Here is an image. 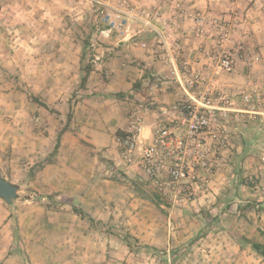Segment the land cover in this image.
<instances>
[{
  "label": "rangeland",
  "instance_id": "374dc122",
  "mask_svg": "<svg viewBox=\"0 0 264 264\" xmlns=\"http://www.w3.org/2000/svg\"><path fill=\"white\" fill-rule=\"evenodd\" d=\"M49 2L52 0H45L44 3L52 7L53 4ZM59 2L66 12L63 18L65 28L72 35L74 49L79 50L80 72L74 69L59 73L52 69V66L48 70L43 68L46 61L52 62L56 58L44 54V50L54 49L56 40H48L46 43L45 38L36 36L45 26L47 29L51 27L50 22L36 25L32 15L28 14L24 18L22 37L20 34L9 33L5 26H0V170L2 176L18 188L17 196L11 203H6L0 198V209L10 213L7 219L11 220V243L7 254L14 257L13 264H32L26 252V239L31 235L30 227L44 223V228H47L52 220L58 219L57 217H61L59 219L65 223L76 224L81 229L88 226L90 230H98L104 234L103 239L111 241L112 244H108V247L103 244L101 248L92 249L97 255L102 256L101 262L95 263L92 260L94 256H90L92 259L85 262L87 264H264L262 257L251 249L247 242L264 243V222L258 220V215L264 213V207L258 206L264 201V162L260 159L261 155H264V114L240 111L231 114L234 117L230 119L228 126L233 137L234 150L229 152L228 158L238 167L237 178L225 183L217 198L203 207L181 209L172 207L157 196L139 169L120 161V156L118 164H115L121 165L124 170L117 169L115 165L106 171L104 169L106 164L99 162L101 151H97L94 145L79 135H74L78 143L75 158L81 159L82 166L77 162V167L72 169L76 168L78 174L84 170L82 173L84 175L86 171L83 169L86 161L84 156L91 153L89 160H97L98 166L93 175L100 181L99 185L104 184L103 187L107 188L105 192L108 193H115L117 186H123L124 195L129 197V200L125 198L122 202L116 198L113 201L107 198L101 202L94 200V204L89 201L90 206L98 209L117 208L116 214L107 213L98 218L86 210L90 206H87L85 201L66 198L74 191L72 186L63 184L60 180L63 175L68 176L67 168L66 170L62 168L64 164L68 166V161L62 149L61 151L58 149L55 154L58 157L50 156L56 147L53 146L52 137L59 139L61 133L74 124L75 118L81 117L80 111L81 113L84 111V108H81L82 100L85 103L86 95H89L88 89L93 90L92 87H97L93 84L99 85L109 81L106 72L100 68L96 79L92 78L89 81L90 73L86 82L82 84L80 57L83 40L88 39L84 63L94 67L103 58L99 51L108 44L107 39L110 36L121 33V30L133 21L140 23L137 20H130L120 29L110 30L103 21L104 15L109 12L112 19H117L118 7H106L101 0H59L55 4ZM127 8L131 7L126 5V10ZM135 10L139 16L146 12L144 9ZM236 39L237 42L241 41L244 44L249 54L245 59L240 57L236 47V57L250 65L249 67L257 69L251 73L253 78L246 89L263 90L264 72L261 74L257 71L264 69V62L255 52L259 58L258 60L253 58V51H249L246 45L247 37L237 36ZM95 56L99 57L96 62L93 61ZM40 102L45 106L39 104ZM88 107L92 108L90 105ZM249 108L251 109L250 106ZM253 109L259 111L256 106ZM245 123L250 124L249 127L246 128ZM121 133L114 132L116 139ZM42 138L49 140L43 143ZM243 139L249 143V148L242 159L239 154L243 147ZM51 158L62 162L58 172L43 168ZM231 172L232 170L227 174L228 181L232 177ZM88 174H91V171ZM106 180L109 181L108 185ZM87 190L92 196L97 193L94 190ZM132 207L144 210L142 218L135 216L137 220L146 224L153 223L159 228L158 247H152L151 244L144 242L147 238L141 239L133 234V225L136 222H133L131 215L125 214V211L130 212ZM74 208L83 211L86 216L82 218L75 214ZM171 211L185 213L174 216ZM72 214L79 220H75ZM168 218L176 225L174 233L170 234L173 244L182 245L174 254L167 251L171 247L165 242L168 239V233L165 232ZM150 236L152 237V234ZM49 237V235L39 237L41 241L37 244L44 248V251L39 249L41 252L39 257H47L42 259V264H57L54 262V256H49L53 253L52 248L44 245L48 243ZM117 240L124 245L118 252L119 258L113 253L110 256L107 254L113 249L111 245H120ZM35 249L29 245V252ZM109 257H113V260H109Z\"/></svg>",
  "mask_w": 264,
  "mask_h": 264
},
{
  "label": "crops",
  "instance_id": "0c3cea01",
  "mask_svg": "<svg viewBox=\"0 0 264 264\" xmlns=\"http://www.w3.org/2000/svg\"><path fill=\"white\" fill-rule=\"evenodd\" d=\"M58 1L52 0V2H49L53 4L50 7L45 5V0H38V2L33 0H2L0 26H5L4 28L9 33L20 34L22 37L23 33L21 31L25 22L24 18L28 14L32 15L36 25L41 23L45 25L46 22H50L51 27L49 26L47 29L45 26L36 36L45 38L46 43L49 42L48 40H56L54 49L44 50L46 56L56 58L52 62L46 61L43 68L48 70L52 66V69L57 70L59 73L73 71L74 69H78L80 72L78 65L79 50L73 47L72 35L68 33L69 30L65 28L63 23L66 12L60 2L55 4ZM101 2L106 7H118L124 10L127 5L138 8V10L148 11L151 24L159 30L166 44L164 45L161 42L157 33L135 21L122 29L121 33L110 36L107 39L108 44L100 48L99 51L103 58L96 66L94 65L89 76V81L92 78L96 79L97 71L102 69L109 77V81L99 85L98 83L93 84L97 87H92L93 90L88 89L89 95H86L85 103L82 100L81 108L83 107L84 111L82 113L80 111L81 117L75 118L74 124L62 132L59 139L57 137L53 139L52 137L53 146L56 147L50 153V156H55L58 149H62L68 161V166L64 164L62 167L63 170L67 168L68 176L64 177L63 175L64 178L62 177L60 180L63 181V184L67 183L72 186L74 191L70 192V195L66 198L85 201L87 206L90 203L89 201L94 204V200L101 202L108 198L113 201L116 198L117 201L124 202V199L129 200V197H125L123 186H117L115 193L105 192L107 188L103 187L104 184L100 186V181L93 175L98 165L96 159L89 160L91 153L84 156V158L86 157L83 166V169H86L84 175H82L84 170L81 174H78L76 168L72 169L77 167V162L79 164L81 162L80 158H75L78 153V143L74 135L81 136L83 140L94 145L97 151H101L102 155H99L101 159L99 162L106 164L104 169L109 171L119 161V149L114 132H122L127 125L128 113L135 109L145 119L144 142L149 141L153 121L160 108L174 103L181 94L177 75L180 76L182 62H188L192 68L202 66L211 70L213 63L206 57L207 54L218 55L224 49H230L233 54H236L235 40H237V36L243 34L245 38L247 37L246 45H248L249 51L251 50L253 53L260 55L262 62H264V0H183L187 14L185 12L175 13L172 10L173 0H101ZM192 12L202 13L208 22H213L222 17L224 19L229 18L230 13L232 15L236 14L240 24H236L234 27L229 43H220L218 29L211 24L206 26V36L200 39L194 32L196 22L188 15ZM244 16L246 17L243 18ZM162 20H165V25ZM169 53L171 55L170 59ZM249 66L236 57L235 66L231 71H218L212 74L214 79L221 85L231 89H246L251 84V78H253L251 73L257 70ZM257 72L263 74L264 69L262 68ZM261 74L260 76H262ZM89 105L95 111L88 107ZM234 107L240 112L249 108L238 98L235 99ZM256 107L264 114V107ZM43 137H45V131ZM48 140V138H44V140L42 138L43 143H47ZM55 157H58V155ZM80 165L82 166V164ZM60 166H62V162L59 159L51 158L50 161L44 164L43 168L58 172ZM116 166L117 169L124 170L121 165ZM90 171L91 174H88ZM106 184H109L108 180H106ZM87 189L94 190L97 193L92 196ZM95 197L96 199H93ZM258 206L263 208L264 201H261ZM88 208L86 210L91 212L92 215L94 214L93 216H98V218L107 213L116 214L117 210V208L115 210L98 209L92 207V205ZM143 212L144 210L139 207H132L131 211L126 210L125 214L131 215L133 222H136L133 225V234L141 239L147 238V241L144 242L151 244L152 247H158V243H160L159 228L153 223L146 224L144 221L135 218V216L142 218ZM171 213L177 216L185 212L171 211ZM9 214L7 210L0 209V264L14 263L12 254H7L11 243V220L10 218L7 219ZM72 216L75 220H79L76 215L72 214ZM57 218V220H52L47 228H44V223H37L30 227L31 235L26 239V252L32 264H42V259L47 258L39 257L41 253L39 249L44 251V248L37 242L41 241L39 237L48 235L50 236L48 243L44 245L52 248L53 253L49 256H54V262L57 264H87L85 262H90L92 259L90 256H94L92 260L95 263L102 261V256L92 251V249L101 248L103 244L105 247L112 244L110 240L103 239L104 234L102 232L90 230L88 226L81 229L76 224L65 223L59 219L61 217ZM258 218L259 221L264 222V213L259 214ZM167 224L165 232L168 233V239L165 242L171 247L167 251L174 254L177 248L182 245H174L173 239L170 238V234L174 233L176 226L173 220L168 218ZM33 233L34 235H32ZM150 237L151 240H149ZM116 242L118 243L119 240ZM29 245L36 249L29 252ZM120 245H111L113 249L109 250L107 254L110 256L113 253L119 258L118 252L124 247L121 243ZM109 260H113V257H109Z\"/></svg>",
  "mask_w": 264,
  "mask_h": 264
},
{
  "label": "built area",
  "instance_id": "2783aa9c",
  "mask_svg": "<svg viewBox=\"0 0 264 264\" xmlns=\"http://www.w3.org/2000/svg\"><path fill=\"white\" fill-rule=\"evenodd\" d=\"M135 9H117V19H112V14L107 12L103 21L111 30L137 20L157 33L165 45L161 33L151 24L150 14L146 11L139 16ZM172 9L187 14L183 0H173ZM188 15L196 22L194 32L200 39L206 36V26L211 24L218 29L220 43H229L234 27L240 24L236 14L231 13L229 18L222 17L213 22H208L200 12ZM162 23L165 25V20ZM235 45L239 56L247 58L249 54L244 44L235 40ZM235 56L230 49H224L218 55L207 54L213 63L211 70L202 66L192 68L188 62H182L180 76L177 75L181 94L174 103L160 108L149 141L144 142L145 119L135 109L116 139L120 161L139 169L157 196L172 207L200 208L212 203L222 186L232 180H227V174L232 170L228 154L234 147L228 124L234 117L231 114L238 111L234 109L235 99L239 98L251 107L243 112L263 114L253 108L264 107V89H231L213 77L212 73L231 71ZM253 58L258 60L259 57L254 54ZM98 59L95 56L93 61ZM260 159L264 162V155Z\"/></svg>",
  "mask_w": 264,
  "mask_h": 264
},
{
  "label": "trees",
  "instance_id": "16d2710c",
  "mask_svg": "<svg viewBox=\"0 0 264 264\" xmlns=\"http://www.w3.org/2000/svg\"><path fill=\"white\" fill-rule=\"evenodd\" d=\"M86 44H88V39L85 38L83 40V45H82V51H81V57H80V63H81V70L83 72V75L81 77V82L82 84H84L89 76V74L92 71V65L88 64V63H84L85 62V57H86V51H85V46ZM43 106H45L44 103H39ZM246 122V121H245ZM248 123V122H247ZM246 124V128L249 127L250 124ZM243 147L241 150V154H239V156L243 159L246 155L247 149L249 148V143L246 141V139H243ZM235 154V153H234ZM230 163L232 164V172H231V178L232 181L235 180L237 177V171H238V167L232 163V160L230 159ZM231 184H233V182H231ZM74 213L79 215L80 217H85V213H83V211L79 210V209H73ZM250 244L251 249H253L258 255H260L262 257V259L264 260V243L259 242V241H247Z\"/></svg>",
  "mask_w": 264,
  "mask_h": 264
},
{
  "label": "water",
  "instance_id": "95a60500",
  "mask_svg": "<svg viewBox=\"0 0 264 264\" xmlns=\"http://www.w3.org/2000/svg\"><path fill=\"white\" fill-rule=\"evenodd\" d=\"M17 192V186L7 181L0 170V198L6 203H11L16 198Z\"/></svg>",
  "mask_w": 264,
  "mask_h": 264
}]
</instances>
